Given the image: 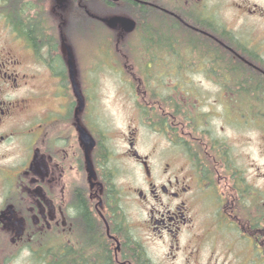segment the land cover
I'll return each mask as SVG.
<instances>
[{"label": "flooded vegetation", "instance_id": "af4514ba", "mask_svg": "<svg viewBox=\"0 0 264 264\" xmlns=\"http://www.w3.org/2000/svg\"><path fill=\"white\" fill-rule=\"evenodd\" d=\"M83 13L117 42L134 126L99 104L120 68L66 49L93 39ZM141 86L170 91V113ZM260 170L264 0H0V264H264Z\"/></svg>", "mask_w": 264, "mask_h": 264}, {"label": "rangeland", "instance_id": "374dc122", "mask_svg": "<svg viewBox=\"0 0 264 264\" xmlns=\"http://www.w3.org/2000/svg\"><path fill=\"white\" fill-rule=\"evenodd\" d=\"M93 30V29H92ZM85 31V30H84ZM99 32V31H98ZM97 32V30L93 32H85L83 34H91L93 36V39L95 42H91V39L89 37L82 38L85 42H87L89 45L86 47H82L81 50L83 52L82 56L84 59H86L89 55L88 50L92 48L95 55H100L99 49L97 48V43L99 40H101L100 34ZM73 42V41H71ZM70 42V43H71ZM94 44V46L90 47V44ZM72 49H77L73 48ZM87 48V49H86ZM112 56V54H111ZM111 61L114 59L111 57L109 58ZM116 59L120 60V57H116ZM120 62V61H119ZM113 64V63H112ZM121 64V63H120ZM118 66V63L113 64V66ZM123 65V64H122ZM119 69V68H118ZM120 71L122 69H119ZM120 71H114L109 69L108 73L101 74V77L99 79V104L101 106V112L105 119L111 124L113 129L115 131L122 130L127 125H136L137 121L133 120L135 118L133 110V100L137 97L136 93L132 94L131 92L128 94L127 90H123L122 86V78L120 75ZM218 124L219 127L224 126L225 132L221 133L220 135L227 138L231 144L240 145L242 146L243 155L248 156L249 152L251 151L249 143V137L247 135H244L231 127H227V123L225 122H219L215 123ZM144 137L146 139V142L149 144H161V141L153 136H149L148 132H143ZM259 174H264V170H260ZM259 185H263V182H258Z\"/></svg>", "mask_w": 264, "mask_h": 264}, {"label": "trees", "instance_id": "16d2710c", "mask_svg": "<svg viewBox=\"0 0 264 264\" xmlns=\"http://www.w3.org/2000/svg\"><path fill=\"white\" fill-rule=\"evenodd\" d=\"M84 19H85V15L83 13L82 14V22H81V26H80L81 27V30L83 31V33H85V32H90L91 33L93 31H95V29H96L97 32L99 31L101 33L100 34L98 32L100 35H106V26L103 23H101V22L97 23V27L95 29H93L92 25L89 22L84 21ZM96 43H97V48L99 50L105 51V53L103 54V56L105 57V59L111 58L110 57L111 55L108 52H113V57L112 58L115 59L114 60L115 63H118V67L120 69L123 67V65H122V64H124L123 58L120 59V60L116 59V57H118V56L114 53V51L116 50V43L117 42H115V41H109V40H107V39L104 38V39L99 40ZM82 44L88 45V43L85 42L84 40L82 41ZM139 44L143 45L144 43L141 42ZM118 49L121 50L122 47L120 46ZM124 75L127 76V74H125V73H124ZM140 76H144V75H137L135 82H138L140 80ZM130 78H131V74H130ZM152 99L155 100V98H153V97H152ZM158 100L159 99L156 97V100L154 102H152V104L155 105L156 102H158ZM160 103H165V101L161 100ZM166 108H168V107H163V109H166ZM183 114H185V113L181 111V106L178 105V107H177V115L180 116V115H183ZM178 119H180V118H178ZM146 264H150L148 260L146 261Z\"/></svg>", "mask_w": 264, "mask_h": 264}, {"label": "water", "instance_id": "95a60500", "mask_svg": "<svg viewBox=\"0 0 264 264\" xmlns=\"http://www.w3.org/2000/svg\"><path fill=\"white\" fill-rule=\"evenodd\" d=\"M117 21H120L122 22V24L124 25V27L130 32L134 29V22L130 21V20H127V19H124V18H120V19H114V20H109L107 21V23L109 24H113Z\"/></svg>", "mask_w": 264, "mask_h": 264}, {"label": "clouds", "instance_id": "9594fccd", "mask_svg": "<svg viewBox=\"0 0 264 264\" xmlns=\"http://www.w3.org/2000/svg\"><path fill=\"white\" fill-rule=\"evenodd\" d=\"M31 254H30V252L27 250V249H24L23 250V252L21 253V256L22 257H28V256H30Z\"/></svg>", "mask_w": 264, "mask_h": 264}]
</instances>
